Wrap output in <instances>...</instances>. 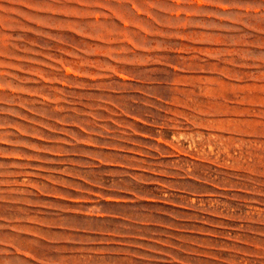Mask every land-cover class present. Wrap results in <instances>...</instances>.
<instances>
[{
	"label": "rangeland",
	"instance_id": "1",
	"mask_svg": "<svg viewBox=\"0 0 264 264\" xmlns=\"http://www.w3.org/2000/svg\"><path fill=\"white\" fill-rule=\"evenodd\" d=\"M0 264H264V0H0Z\"/></svg>",
	"mask_w": 264,
	"mask_h": 264
}]
</instances>
